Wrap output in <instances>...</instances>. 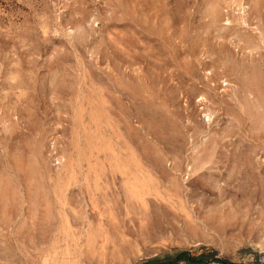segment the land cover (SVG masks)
<instances>
[{"label": "rangeland", "instance_id": "1", "mask_svg": "<svg viewBox=\"0 0 264 264\" xmlns=\"http://www.w3.org/2000/svg\"><path fill=\"white\" fill-rule=\"evenodd\" d=\"M0 264H264V0H0Z\"/></svg>", "mask_w": 264, "mask_h": 264}]
</instances>
